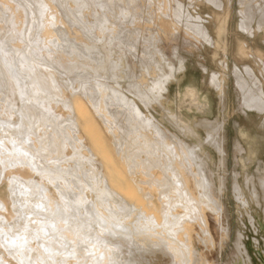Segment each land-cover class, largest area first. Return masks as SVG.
<instances>
[{
	"label": "bare ground",
	"instance_id": "obj_1",
	"mask_svg": "<svg viewBox=\"0 0 264 264\" xmlns=\"http://www.w3.org/2000/svg\"><path fill=\"white\" fill-rule=\"evenodd\" d=\"M71 10L68 8L66 22L59 19L56 5L49 0H0V95L3 100L0 102V153L20 154L24 156L20 159L27 163L20 162L17 156L21 168L13 165L7 173L0 170V208L8 210L2 186L7 177L17 184L16 188L10 185V195L23 208L18 215L24 218L23 224L0 225V239L7 246L4 249L9 247L19 264H210L196 242L205 246L213 242L206 211L220 215L223 208L207 177L209 167L205 159L210 156L199 143L187 141L201 139L192 132L168 133L159 122L142 119L136 109L133 113L142 121L143 131L138 137L127 135V128L136 132L131 116H125L119 101L115 103L116 108L108 109V94L104 92V84L98 83L101 79L95 77L90 81L86 77L96 66L86 59L84 38L80 35L79 45L74 40ZM101 70L104 68H98V72ZM28 87L34 89L29 91ZM67 89L71 91V99L66 97ZM83 96L89 105L82 100ZM16 97L20 98L21 107L13 106ZM124 123L126 132H123ZM62 127L73 133V152L72 156H65L66 163L70 162L65 166L57 158L41 157L51 144H48V135L40 137L44 139L42 145L32 139V132H52L53 136V132H63ZM182 127L192 130L189 124ZM105 131L111 134L112 140L103 134ZM2 132H23L25 136L11 137L9 133L13 142L10 146L8 139L3 138L7 134L2 136ZM165 139L169 140V146ZM56 140L59 143L57 138L52 141ZM200 151L205 153V158ZM5 156L7 159L6 154L0 159L4 161ZM14 157L9 158L13 161ZM44 160L48 164L56 160V165L47 167ZM31 171L49 181L57 177L54 181L56 185L60 182L55 188L59 200L43 182L35 181ZM67 177L70 180L66 179V185H62L61 181ZM36 185L39 190L35 189ZM218 188L219 193L223 191V181ZM254 192L260 196L254 195V200L245 206L250 214L259 215L264 232V196L258 188ZM0 215L4 220L5 214ZM196 222L201 230L197 241L193 237ZM31 227L32 233L27 236ZM223 230L229 234V227ZM32 240L38 241L44 250L35 243L37 252H33ZM56 242L67 244L64 245L67 249L62 253L63 246L55 248ZM246 258L251 262L248 253ZM0 264L10 262L0 255Z\"/></svg>",
	"mask_w": 264,
	"mask_h": 264
},
{
	"label": "rangeland",
	"instance_id": "obj_2",
	"mask_svg": "<svg viewBox=\"0 0 264 264\" xmlns=\"http://www.w3.org/2000/svg\"><path fill=\"white\" fill-rule=\"evenodd\" d=\"M49 1L56 5L60 20L67 22L68 8L73 9L71 10L74 14L73 23H68L74 26V40L79 45L80 35L84 38L86 59L94 62L96 66L92 72L86 74L87 79L93 81L95 77H99L101 80L98 83L104 84L102 85L104 92L108 94L106 107L116 108L115 103L119 101L125 116H131L130 120L134 122L136 132H132V128H127L126 123L123 125V132L128 131L126 134L132 137L141 136L143 127L140 122L142 121L135 118L137 114L133 113V110L136 109L142 119L159 122L161 128L168 133L192 132L194 136L197 135L201 139L199 141L195 137L187 141L190 144L199 143L203 151L210 156L209 159H205L209 167L206 171L207 177L210 178L214 193L223 208L220 215L210 210L206 211L213 236L212 243L207 242L205 246L202 242H198L197 235L201 234V230L197 222L193 224V237L203 256L210 264H264L262 222L258 218L259 215L250 214L245 206L247 202L254 200V195L260 196L258 192V195L254 192L255 189L258 188L264 196V166H262L264 165V0ZM72 1H75L76 5ZM87 25L89 29H86ZM75 49L79 52L78 46H75ZM96 54L103 59H98ZM98 68H104V70L98 72ZM30 88L28 87V90ZM32 89L34 88L30 90ZM115 91L118 95H114ZM66 97L72 98L69 89H67ZM1 98L2 95H0L2 103ZM18 98L16 97L13 104L17 108L22 104ZM82 100L89 103L85 96ZM66 115L67 113L63 116L64 119L68 117ZM182 124H189L192 130L184 129ZM61 129L63 132H53L57 137L51 136L52 132L47 134L32 132V139H36V142L42 145L44 139L41 138L48 135L46 138L48 144H51L47 146L41 157L47 160L57 158L61 161V166H65L70 163H66V157L73 152V135H71L73 133L67 132L66 127ZM9 133L11 137L14 134L25 136L23 132ZM9 133L2 132V136L7 134L3 138L6 137L9 143H13ZM103 134L112 140L110 133L105 131ZM53 138H57L59 143L56 140L55 144L52 141ZM64 138H67L65 141L69 142L65 143ZM165 141L168 142L166 146H169V140L165 139ZM8 142L6 144L10 145L11 143ZM52 144L58 145L57 148ZM241 147L242 150H240ZM2 153L0 156L3 157L6 154L7 159L6 156L4 161L3 158L0 159L1 171L7 173L13 165V168L22 167V163L19 164L18 160L24 159V156L9 152ZM199 153H203L205 158L204 152ZM11 155L13 157L16 155L13 161L10 160ZM248 156H252L251 160ZM60 157L64 162L60 160ZM21 160L20 162L27 164L26 160ZM55 161L49 164L54 167ZM43 162L48 167L49 161ZM31 174L35 181L43 182L50 189L51 193H49L59 200L60 196L55 188L60 182L56 185L54 181L57 177L53 176V181H49L34 171H31ZM66 179L70 180L69 177L64 178L61 181L62 185H66ZM26 180L29 181L28 179L24 181ZM221 181H223L224 189L222 193H219L218 187ZM10 185L17 187V184L11 183L6 177L2 186L8 202V210L4 211V208H0V213L5 214L4 220L0 215L1 226H6L9 222V225L24 222L23 216L18 215L23 208L13 202ZM237 186L242 194L239 193L240 190H237ZM36 187L35 189L39 190L37 185ZM191 187L193 188L192 181ZM16 216L19 221L15 218ZM223 227H229L228 235ZM50 228L52 229L51 226ZM31 231L32 227L29 232H25L26 235L29 236ZM32 241L29 243H33V252H37V249H34L38 244L37 248L44 250L38 241ZM4 243L0 239V255L4 256L10 264H19V259L11 253L10 248H6L7 251L4 249L6 246ZM239 243L242 244V248ZM60 244L56 242L57 246L55 243L53 245L57 249L63 246V253V250L67 249V244ZM8 251L12 257L9 256ZM247 253L251 262L246 258Z\"/></svg>",
	"mask_w": 264,
	"mask_h": 264
}]
</instances>
